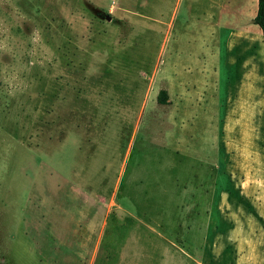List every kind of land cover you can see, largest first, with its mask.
<instances>
[{
	"label": "rangeland",
	"instance_id": "obj_1",
	"mask_svg": "<svg viewBox=\"0 0 264 264\" xmlns=\"http://www.w3.org/2000/svg\"><path fill=\"white\" fill-rule=\"evenodd\" d=\"M256 9L0 0V264H234V203L264 225ZM212 116L237 134L211 135ZM253 226L238 239L259 264Z\"/></svg>",
	"mask_w": 264,
	"mask_h": 264
},
{
	"label": "crops",
	"instance_id": "obj_2",
	"mask_svg": "<svg viewBox=\"0 0 264 264\" xmlns=\"http://www.w3.org/2000/svg\"><path fill=\"white\" fill-rule=\"evenodd\" d=\"M214 4V1H212V5ZM217 5H218V3H216ZM220 5V4H219ZM218 5V6H219ZM172 17L173 16H171V18H170V21L172 22ZM212 20V19H211ZM170 22L168 23V25H167V28H171L170 27ZM217 28H219V26L217 25V24H215V21H213V23L212 24H210V31H211V33H210V37H211V40H212V42H213V39H214V33H213V31L215 30V29H217ZM187 57V59L189 58V54H188V56H186ZM197 67H198V70H200V69H202V70H204L205 69V64L203 63V64H198L197 65ZM191 67L189 66V65H186V66H182V74L183 73H186V74H189V72H190V69ZM211 70H214V68H215V66L214 65H212L211 67ZM193 69H194V66H193ZM209 122H210V124L211 125H215V126H212L210 129H212V132H211V135H236L237 134V130L238 129H234V130H232L231 129V124H230V119L229 120H227L226 118L224 119V121L221 123V121H220V118H217V123L216 124H214V116H212L211 117V119H209ZM232 131V132H231ZM245 135V133H242V135ZM217 168H218V170L220 171V169H221V165H218L217 166ZM224 172V171H223ZM215 184H217V182L215 181ZM235 186L233 187V191L235 192V196H236V199L238 200V201H242V199H244L246 202L249 200L250 201V199H249V197H247V196H249L250 194H251V192H248L247 191V189H245V187H244V185H242L241 184V179H239V177H238V180H237V182L236 181H234V183H233ZM237 184H241L240 186L239 185H237ZM215 189V188H214ZM220 191H222V190H220ZM221 194H219V196L217 197V199H218V206H217V208H219L220 206L222 207V206H224V210H226V209H232L231 207H230V205H229V203H228V194H226V193H222V192H220ZM259 194V193H258ZM258 202V201H257ZM256 203V202H255ZM224 204V205H223ZM251 206H253V201H250V203H249ZM234 208H233V211H234V216H235V218L236 219H240V221H241V223H239V221L237 222H235L234 224H233V226H232V228H231V230H230V233H229V235L230 236H233L234 237V239H233V241H232V243H230L231 244V246L234 248V249H236V252H237V254H236V259L234 260V264H249V262L247 261H245V260H249V259H246V257H248V256H246V254H244L243 252L246 250V245H244V243L243 242H245V241H242V240H240V239H238V237H242V236H246L247 238H251V237H253V234H254V236H256L257 235V237L259 236L258 234V231L257 230H253L252 229V225H254L255 224V226H253L254 227V229H257V228H255V227H257V225L258 226H260V227H264V225L259 221V219H257V217H256V215L257 214H255V213H258V207H257V205L256 204H254L255 205V208H254V213L253 214H251V216H248L247 214H244L243 212H242V209L240 208V206L237 204H235L234 203ZM261 208V211H263L264 212V207H260ZM253 210V209H252ZM253 212V211H252ZM260 212V211H259ZM219 214V213H218ZM259 215V217L260 218H263L264 219V217L261 215V214H258ZM252 224V225H251ZM261 224H262V226H261ZM251 227V228H250ZM260 230V229H259ZM250 235H252V236H250ZM264 235V234H263ZM234 242V243H233ZM253 248H256V246H252V247H250V248H248V249H253ZM262 247H259V249H260V253H261V258H260V262H259V264H262V261H264V258H263V255H264V248H262ZM241 253V254H240ZM243 253V254H242ZM240 254V255H239Z\"/></svg>",
	"mask_w": 264,
	"mask_h": 264
},
{
	"label": "trees",
	"instance_id": "obj_3",
	"mask_svg": "<svg viewBox=\"0 0 264 264\" xmlns=\"http://www.w3.org/2000/svg\"><path fill=\"white\" fill-rule=\"evenodd\" d=\"M253 24L259 29L264 43V0H257V9L253 18Z\"/></svg>",
	"mask_w": 264,
	"mask_h": 264
}]
</instances>
